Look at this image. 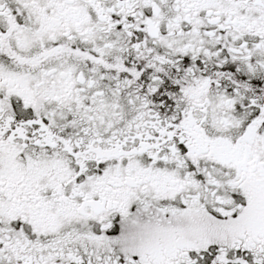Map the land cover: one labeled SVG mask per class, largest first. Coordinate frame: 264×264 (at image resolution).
I'll use <instances>...</instances> for the list:
<instances>
[{
  "label": "snow or ice",
  "instance_id": "snow-or-ice-1",
  "mask_svg": "<svg viewBox=\"0 0 264 264\" xmlns=\"http://www.w3.org/2000/svg\"><path fill=\"white\" fill-rule=\"evenodd\" d=\"M0 264H264V0H0Z\"/></svg>",
  "mask_w": 264,
  "mask_h": 264
}]
</instances>
